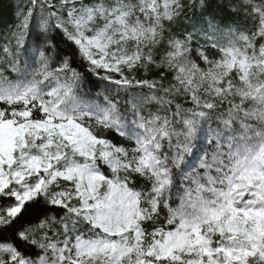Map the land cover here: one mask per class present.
I'll use <instances>...</instances> for the list:
<instances>
[{
    "label": "snow or ice",
    "instance_id": "6c2138e0",
    "mask_svg": "<svg viewBox=\"0 0 264 264\" xmlns=\"http://www.w3.org/2000/svg\"><path fill=\"white\" fill-rule=\"evenodd\" d=\"M13 16L0 264H264V0Z\"/></svg>",
    "mask_w": 264,
    "mask_h": 264
},
{
    "label": "trees",
    "instance_id": "16d2710c",
    "mask_svg": "<svg viewBox=\"0 0 264 264\" xmlns=\"http://www.w3.org/2000/svg\"><path fill=\"white\" fill-rule=\"evenodd\" d=\"M21 2L22 0H0V32L14 24L13 10L15 5Z\"/></svg>",
    "mask_w": 264,
    "mask_h": 264
}]
</instances>
